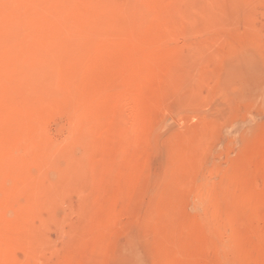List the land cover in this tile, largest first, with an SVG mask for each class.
I'll list each match as a JSON object with an SVG mask.
<instances>
[{
  "label": "rangeland",
  "instance_id": "374dc122",
  "mask_svg": "<svg viewBox=\"0 0 264 264\" xmlns=\"http://www.w3.org/2000/svg\"><path fill=\"white\" fill-rule=\"evenodd\" d=\"M15 26L55 53L0 75V264H264V0H8L0 50Z\"/></svg>",
  "mask_w": 264,
  "mask_h": 264
},
{
  "label": "bare ground",
  "instance_id": "6f19581e",
  "mask_svg": "<svg viewBox=\"0 0 264 264\" xmlns=\"http://www.w3.org/2000/svg\"><path fill=\"white\" fill-rule=\"evenodd\" d=\"M6 1H8V0H0V5L2 4V3H4V2H6ZM29 1H34V0H29ZM109 3V2H108ZM110 3H111V1H110ZM114 5V4H113ZM145 5H148V4H145ZM171 5V4H170ZM14 7V6H13ZM113 7V6H112ZM124 8V7H123ZM122 8V9H123ZM174 10V9H173ZM123 12V11H122ZM154 14H158V15H160V16H158V20H153L152 21V19H153V15ZM169 14V13H168ZM167 14V12L166 11H163V10H156V9H154V8H151L150 9V12L149 13H147L146 14V16H143L142 17V21H141V26L142 27H145L146 29H148V33H149V31H150V34H149V36L147 35V36H143V35H141V36H135V38H131V39H129V38H127V39H129L130 41L129 42H127V45H129L130 47H136V50L134 51V50H132V51H134V52H136V51H138V55L139 56H137V57H140L139 59H142V61H145V60H147V59H154L155 58V56L157 55V53L162 49V47H163V37L164 36H162V37H160L159 35L160 34H162L163 35V33L161 32V31H165V27H164V25L163 24H165L164 23V21H162L163 19H165V17H163V16H166V17H168V16H170V15H168ZM174 14V13H173ZM163 15V16H162ZM140 16H141V14H140ZM149 16H151V18L149 17ZM111 18V17H110ZM130 18V17H129ZM132 18V17H131ZM121 21V20H120ZM119 21V22H120ZM132 22H134V21H132ZM122 25V24H121ZM7 25H4V27H6ZM124 26V25H123ZM131 27V26H130ZM121 28H122V26H121ZM155 28V29H154ZM145 29V31H146V33H147V30ZM151 29V30H150ZM12 30V31H11ZM10 31H9V37H7V39H5V41L3 42V47H2V49L0 50V75L3 73V72H6V64L7 63H9L10 61H13V60H17V58H18V55H17V51L19 50V49H24L25 50V52L27 51V54L25 55V58L26 59H28L29 61H31V62H34V60H41L42 58H44L45 56H53L54 55V53H55V50H54V47H55V45H54V42H50V41H48L46 44L44 43V45H43V43L41 44V47L39 48V50H33V48H32V44H31V42H30V40H28V39H24V38H22V34L23 33H25L26 31H27V26H20V27H14L13 29H11ZM153 30V35H151V31ZM154 30H156V31H154ZM3 31V30H2ZM102 28L100 27V28H98L97 27V29H96V32L99 34V33H102ZM157 31H160L159 33V35H157L156 34V32ZM11 33V34H10ZM113 35V34H112ZM120 35V34H119ZM126 35H127V33H126ZM132 37V36H131ZM116 38V37H115ZM125 40V39H124ZM125 44V43H124ZM114 45V44H113ZM117 46V45H116ZM120 47V46H119ZM129 47V48H130ZM117 49H119L120 50V48H118L117 47ZM127 50H129V49H127ZM131 50V49H130ZM129 50V51H130ZM132 51H130V52H132ZM115 53H116V51H114ZM120 53V52H119ZM133 53V52H132ZM78 55V54H77ZM79 56V55H78ZM77 56V57H78ZM80 58H78V63L80 62V67L81 68H83V66H85L84 65V63H85V61H81V56H79ZM122 57V56H121ZM127 57V56H126ZM133 57H134V55H133ZM123 59H125L124 57H123ZM129 60V59H128ZM135 60V59H134ZM138 60V59H137ZM125 62V61H124ZM123 62V63H124ZM131 62V61H130ZM146 62V61H145ZM126 63V62H125ZM32 64V63H31ZM116 64V63H115ZM114 64V65H115ZM132 64V63H131ZM139 64V63H138ZM147 64V63H146ZM130 65V64H129ZM136 65V64H135ZM115 66H117V65H115ZM149 66V65H148ZM137 67V66H136ZM138 68V67H137ZM43 69L46 71V70H48V71H50L52 74L53 73H55L56 71L53 69V67H50L49 65L47 66V65H45V66H43ZM123 69V68H122ZM144 69V68H143ZM147 69V68H146ZM82 70V69H81ZM123 71V70H122ZM138 71V70H137ZM141 71V70H140ZM149 71V70H148ZM139 72V71H138ZM125 74V73H124ZM123 74V75H124ZM138 74V73H137ZM145 75V74H144ZM132 80H133V78H132ZM127 81V80H126ZM135 81V82H134ZM134 81H132V82H134V84L136 83V79L134 80ZM147 82H148V78L147 79H145V80H143V85H145V84H147ZM138 84V83H137ZM132 85V84H131ZM140 87H141V85H139ZM127 87V86H126ZM123 88V87H122ZM129 88V87H128ZM133 88V87H132ZM142 88V87H141ZM124 89V88H123ZM127 90V89H126ZM132 90V89H131ZM134 90V89H133ZM141 92V91H140ZM135 95V94H134ZM128 96H130V95H128ZM139 97H141V94H140V96H138V98ZM129 98V97H128ZM128 98H127V100H128ZM136 100V99H135ZM136 102V101H135ZM113 104V103H112ZM122 104V103H121ZM114 106V105H113ZM121 107V112L123 113V112H126L128 115H129V119L127 118L126 120V122H125V130H126V133H128V134H130V135H132V134H135V137H136V135L138 136V137H143L144 138V135H145V133L143 134V126H144V122L143 123H141V122H138V119L134 116V113L138 110V107L139 106H135V105H132V104H123L122 106H120ZM120 109V108H119ZM8 115H9V117L11 118H13V113L15 114H17V112H15V111H13V109H8ZM120 112V113H121ZM15 114V116L14 117H18V119L21 117V115H23V114H21V115H19V113H18V115L20 116H18V115H16ZM122 115V114H121ZM25 116V115H24ZM110 116V115H109ZM119 116H120V114H119ZM124 116V115H123ZM123 116H120V118L121 117H123ZM23 117V116H22ZM29 117H32V116H29ZM167 118V117H166ZM15 119H17V118H15ZM17 119V120H18ZM30 119H32V118H30ZM164 119V118H163ZM173 119V118H172ZM172 119L171 120H169V121H166V123H165V125H169V124H173V121H172ZM21 120V119H20ZM29 120V119H28ZM165 120V119H164ZM22 121V120H21ZM32 122H34L33 121V119L31 120ZM30 121V122H31ZM9 122V121H8ZM13 122V121H12ZM12 122H10V123H12ZM15 122H16V120H15ZM14 123V122H13ZM12 123V124H13ZM17 123H19V121H17ZM24 123H26V122H24ZM28 123V122H27ZM9 124V123H8ZM14 124H16V123H14ZM14 124L13 125H10V127H13L14 126ZM25 125V124H24ZM31 126V125H30ZM123 126H124V124H123ZM15 127H16V125H15ZM23 127V126H22ZM17 128V127H16ZM28 128V127H27ZM23 129V128H22ZM32 129V128H31ZM15 131V130H14ZM13 131V132H14ZM11 132H12V130H11ZM10 133V132H9ZM7 134V133H6ZM29 133H27V135H28ZM38 134V133H37ZM9 135V134H8ZM33 135H35V134H33ZM155 135V134H154ZM10 136H12L11 134H10ZM9 138V137H8ZM42 138H44V137H42ZM129 138V137H128ZM127 138V139H128ZM10 139V138H9ZM8 139V140H9ZM17 138H15V140H16ZM27 139V138H26ZM71 139V138H70ZM136 139V138H135ZM14 140V139H13ZM23 140V139H22ZM25 140V139H24ZM127 141V140H126ZM36 142V141H35ZM39 143H40V141H39ZM125 143V142H124ZM39 145V144H38ZM1 146V145H0ZM33 146V145H32ZM40 146V145H39ZM125 146V145H124ZM2 147V146H1ZM38 148H40V147H38ZM133 149V148H132ZM40 151H41V149H40ZM35 156H36V154H35ZM27 157V156H26ZM41 161V160H40ZM2 162V161H1ZM11 162V161H10ZM4 163H5V161H4ZM4 163H2V165H4ZM15 164H16V162H14ZM13 164V163H12ZM8 165H9V163H8ZM4 166H6V165H4ZM13 166V165H12ZM1 167V166H0ZM7 167V166H6ZM6 167H4V169L6 168ZM13 168H14V166H13ZM2 169V168H1ZM9 169V168H8ZM6 170H7V168H6ZM15 171V170H14ZM12 173V172H11ZM12 175V174H11ZM9 177V176H8ZM4 178V177H3ZM16 178V177H15ZM17 179V178H16ZM19 179V178H18ZM20 180V179H19ZM2 184V183H1ZM18 210V209H17ZM19 236V235H18ZM8 257V256H7ZM6 259H10V258H6ZM12 263V262H11ZM9 264V263H8Z\"/></svg>",
  "mask_w": 264,
  "mask_h": 264
}]
</instances>
